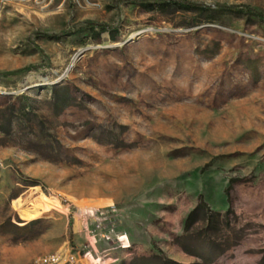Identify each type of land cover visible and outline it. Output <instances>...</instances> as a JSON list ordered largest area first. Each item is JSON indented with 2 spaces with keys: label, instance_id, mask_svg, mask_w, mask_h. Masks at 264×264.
I'll return each mask as SVG.
<instances>
[{
  "label": "rangeland",
  "instance_id": "rangeland-1",
  "mask_svg": "<svg viewBox=\"0 0 264 264\" xmlns=\"http://www.w3.org/2000/svg\"><path fill=\"white\" fill-rule=\"evenodd\" d=\"M259 15L0 0V264H264Z\"/></svg>",
  "mask_w": 264,
  "mask_h": 264
},
{
  "label": "built area",
  "instance_id": "built-area-1",
  "mask_svg": "<svg viewBox=\"0 0 264 264\" xmlns=\"http://www.w3.org/2000/svg\"><path fill=\"white\" fill-rule=\"evenodd\" d=\"M108 241V240H107ZM60 260H43L41 263L38 264H59Z\"/></svg>",
  "mask_w": 264,
  "mask_h": 264
},
{
  "label": "trees",
  "instance_id": "trees-1",
  "mask_svg": "<svg viewBox=\"0 0 264 264\" xmlns=\"http://www.w3.org/2000/svg\"><path fill=\"white\" fill-rule=\"evenodd\" d=\"M187 7L189 8V9H195V10H198V9H200L198 6H195V5H192V4H187ZM258 17H260V18H262V19H264L262 16H258ZM9 75H4V77H8Z\"/></svg>",
  "mask_w": 264,
  "mask_h": 264
}]
</instances>
